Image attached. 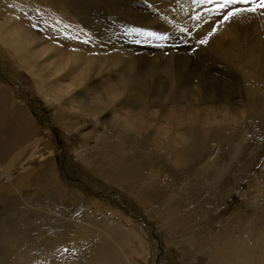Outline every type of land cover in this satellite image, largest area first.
Masks as SVG:
<instances>
[{
	"label": "bare ground",
	"instance_id": "obj_1",
	"mask_svg": "<svg viewBox=\"0 0 264 264\" xmlns=\"http://www.w3.org/2000/svg\"><path fill=\"white\" fill-rule=\"evenodd\" d=\"M60 1L0 0V8H4V20L2 19L0 23V60L13 64L19 72H23L24 80H26V75L30 83L28 89H34L37 93L44 92L45 95L57 94L52 100L54 104H59L64 98L65 103L58 106L54 119L59 128L65 133L63 138L66 140L65 148L68 147L66 150L74 156L75 161L81 167H84V175L90 177V180H95L91 177L102 179L104 183L100 181L99 185L103 189H109L107 184H110V186L115 185L120 189V193L123 192L129 196L131 195L136 200L133 202L138 204L141 212L146 217L153 216L156 218L159 222L158 225H160V228L167 235L166 239L170 245H176L180 242L190 250L199 251L203 254L201 260H194L196 264H264V205L260 210L254 211L252 216H249V214L244 213L240 209H235L231 216L229 215L223 218L221 223H217L218 221L213 222L209 221V219L211 214L218 213L221 202H217V198L214 199L215 202L205 201L207 198L203 195L207 187L211 186L214 174L215 179L213 184L221 185L222 187L224 175L229 174L230 176L232 174L234 177L240 176L246 179L250 173L249 168L253 163L254 150L258 145V140L256 139L258 135L257 131L264 129L263 15L261 13L247 14L234 18L230 23H224L214 14H210L203 6H198L194 0H93L110 13L108 14L98 6L97 12L90 11V14L84 18L87 21L79 24L87 26L90 32L94 33L97 31L99 36L103 38L104 29L117 28L130 36L132 33L128 30L131 28H138V26L144 24L150 27L153 26L155 20H152L148 16L150 13L148 14L144 10H140L139 6L135 5L138 1H145L151 6L150 8L157 10L160 15H167L172 22L186 28L188 31L196 28L206 34L204 36H192L195 42L201 39L208 40V43L201 44L200 48L192 45L196 49L197 59H200L203 65H207L209 68L213 67L215 72L221 71L217 75L223 76V74H226L227 78L229 76L236 77L244 81V97L240 104L244 110L242 114H235L228 97H223L220 100V96L217 93H213L210 89L197 91L193 86L188 85L189 75L186 73L177 75L167 65L162 71V77L165 80L163 85L168 87V93L164 94L160 92L158 97L161 114L159 115V119H151L149 117L150 120L145 121L146 123L152 122V131L147 123V128H150L151 132L144 133L145 130H142L144 134H140V131H137V125L132 123H139L138 119L140 117H138L139 115L137 116V113L140 110L137 112L136 109L139 103L141 104L140 109L150 107V104H147V100L153 99L157 95L151 89L153 83L151 84L145 79L138 78L137 75L142 74V72L137 71V66L134 62H131L130 69L127 71L121 70L119 77L116 78V81L119 80L116 84L112 83L114 86L111 85L110 88L112 90L114 88L117 92L119 89L126 92L123 89L124 87L127 88V93L129 94V97H127L129 99L125 97L113 108H119V113L127 112L128 115L119 118L116 117L114 109H109V112L113 111L114 113L108 115L111 121L105 122L102 119H106L103 116L106 113V108L103 107V114L100 107L96 108L91 116L96 121V124L101 125L100 123H102V127L104 126L106 131H103V134L99 135V137L103 136V142L100 143L99 141V146L94 147L87 142L88 135L83 134V136L80 134L86 127L89 118H85L75 111L90 112V107L87 105L89 98L80 94L76 95L75 93L67 95L72 91V88L75 89L74 84L66 85L65 89L63 87L61 89V87L55 85L61 81L55 78V76L65 69L75 70L77 76L82 75L79 72L77 73L76 69H79L84 63L81 61L85 60L87 55L85 50L87 49L81 45L78 46L76 40L73 38L74 35L78 34L76 28L77 22L75 21L77 16L74 10L78 11V13L84 12L87 14V4L83 3L84 0ZM180 1H184L183 6L179 3ZM107 4L113 9L109 8ZM62 6L63 8H61ZM67 9L71 12L69 13L70 17L66 14ZM141 11L143 15H141ZM57 14L59 16L64 15L68 21V29L63 26L61 27L56 21ZM79 15L83 17L82 13L78 14V17ZM97 15L103 16L104 20L103 23L95 25L94 21ZM211 17L215 19L207 25L204 20L206 19L207 21ZM112 18H114V21H112ZM195 20H198L200 24H197ZM8 21H11V24H8ZM61 21L63 24V18ZM110 21L112 22L110 23ZM23 26L28 27L25 30ZM32 26H38L40 30L45 29L46 33L44 35L49 38V41H52L54 37H58L57 40L61 46L58 51L63 53V55L66 54L64 61L52 64L53 71L51 73L53 72V75L44 73L47 64L41 61L42 54L49 51L52 44L42 42V39L38 38V36L42 38V35H34ZM83 31L79 33L80 37H86ZM212 32L214 34L210 35ZM61 37L65 38L62 40L60 39ZM91 37L94 36L92 35ZM250 37L253 39L247 42ZM134 39L133 41H135ZM169 40H174V37H170ZM92 41L94 40L90 42ZM110 42L113 49L115 48L121 52L120 41L113 38ZM183 42L184 44L186 42L189 43V41L185 42V38ZM45 44H48V48L44 46ZM231 47L235 52H233ZM167 54L170 59V52ZM77 57L81 58V63L76 59ZM100 72L98 71L96 74ZM87 76L85 73V78ZM53 77L55 82L49 83ZM168 77L169 82L167 83ZM163 79L162 81H164ZM91 80L84 79L87 85L92 84ZM101 80H103V77ZM111 80L107 82L108 86L113 82V79ZM187 85L190 86L188 94L193 93L194 95L196 93V95L193 97L191 94L189 97H186L185 104L189 101L190 106L187 104L183 106L184 98H181L182 96L177 98L175 96L177 93L175 94L174 90L180 93V90L187 89ZM85 92L94 93V91L87 88H85ZM199 93H201L200 97H198ZM13 97H10V94H7V90L0 86V130L5 127L2 126L3 124L6 125L5 119L7 116L5 115L10 113L13 116L11 118L13 122L12 129L10 127L8 130L4 129V133L0 134V160L1 158L6 160L5 166H2L0 163V167L2 168L0 170V178H4V184L2 183L0 187H2L1 193L8 190L9 194L15 196L14 198L10 196L11 199H7L6 195L0 197L1 204L3 205V214L0 215V264H42L47 260V244H53V247L59 246L61 250L60 246L74 243L77 239H81L87 234L83 228L73 225L76 220L74 216L77 214V206L79 208H90L95 207L96 203L99 202L94 203L91 199L86 198L87 196L82 194L80 192L81 189H78L76 185L74 186L78 190H70L61 185L59 175L53 163V152H47L43 156L41 155V158L37 157L39 149L33 150L35 147L31 145L32 141L30 142L33 129L29 119L21 109L22 107L10 109L8 105L12 101L10 99ZM220 101H223L224 105L218 106L217 104ZM108 103L109 100H106L103 105L108 107ZM206 104L210 105V108L201 107ZM193 107L198 108L199 112L196 113L199 115L201 121L203 119L202 122H195L193 120L192 115H195ZM8 110L9 112H7ZM183 111H185L186 117H183ZM237 115L242 119V122L239 121L240 119ZM2 117H4V122L1 121ZM121 118H124L125 121L122 122ZM226 121H232L236 126L234 128L228 126L225 129L214 126ZM248 126L252 129L251 135L253 137L248 136L246 130H241L242 127L247 128ZM114 127H120L124 131L120 129L121 134L115 133L113 131ZM126 132L130 133V137L125 135ZM74 134L80 136V139H74V142H71ZM139 135L140 138L142 137L141 144L135 141ZM15 137L18 139L16 140ZM200 137L202 139L203 137L216 139L219 150L225 148L223 146V143H225L227 147L223 154L227 156L228 160L217 164V153L213 154L210 158L199 159L202 156L201 150L203 145L199 141ZM133 140V144L129 143ZM220 140H223V142L219 143ZM15 142L23 145L19 151H16L18 149L15 148ZM212 144L213 142L208 143V145ZM116 146L120 149L118 153L121 155V158H118V155H114L116 153ZM28 148L32 149V155H27V152L25 153ZM98 148L100 151H98ZM129 150H132V153ZM128 151L130 153L128 155L130 156L126 155ZM23 157H26L25 160L29 162L40 160L39 168L43 169V171L36 175L35 171L38 169L26 165L23 159L20 164L21 169L17 174L12 177L9 176V171L14 170L16 162ZM34 158H36L35 161L32 160ZM45 158L51 160L43 163ZM127 163L129 164L127 165ZM9 165L10 167L7 168ZM195 166L198 169L196 168L195 170ZM263 176L264 173L254 177L250 182V189L248 188L256 200L262 195L264 190ZM11 179H13L12 183L8 185ZM45 180L49 183L46 186L49 190L48 192L54 193L56 191L55 198L58 200L57 204L68 208V205L71 203L75 207V210L71 213L72 218L68 217L66 219L67 222L72 223L68 225V228L72 227L74 234H71L68 240L70 235L66 233L65 240L67 238L68 242L64 241V237L58 238L59 234V236H56L55 239L57 240L55 241L54 237L51 236L52 234L50 237L53 240L50 239L49 241L44 237H39L40 235L38 236L39 238H32L30 236L33 231L39 228L40 222H38V217H42L41 213L39 214L35 211L38 204L36 203V205L34 200L29 205L27 199H25L27 203L25 209H28V211H23L24 214L20 216L19 221H9L5 225L3 223L12 214V211L17 212L14 211V208L19 207L16 206V202L24 201L21 193L23 191L25 193L31 191V195L29 194L28 196L32 199L39 191H35L31 186L40 188V191H42L44 188L40 187V184ZM221 187L215 186L212 189L217 192ZM183 192L185 193V197L179 199V195ZM178 193L179 195L176 196ZM68 195L73 198H79V203L74 205V200L66 199L67 197L65 196ZM53 198L54 196H50L49 199ZM82 202L85 203V206L81 204ZM56 207L58 208V206ZM11 208L13 209L11 210ZM52 208L54 209L53 206ZM101 208L103 209L102 211L110 212L112 216L113 212H115L112 208L105 205H101ZM19 210L18 212H20ZM31 211H34V215L30 219H27L25 216ZM97 222L94 223L97 224L92 230L93 243L90 248L95 249L99 253L98 257H95L96 252L94 255V258L98 259L95 263L92 258L93 256L89 254L85 256L84 263L82 264H86L91 259H93L92 264H145L149 252L143 242L144 240H142L143 233L141 231L144 226L140 222L131 224L126 220L124 222L128 224V227L124 230L122 229L124 227L120 228L117 223V225H108L101 217L98 218ZM53 223H49L47 228H50V230L53 228L54 231V229H58V226L53 225ZM59 224L62 223L59 222ZM98 227L99 231H97ZM100 227L103 228V231ZM37 232L39 233V231ZM104 232L106 233L105 235H103ZM144 236L146 237V235ZM40 238L43 239L39 240ZM65 242L67 243L65 244ZM20 246L22 249L24 248L23 251ZM75 247L77 249L79 245L76 243ZM70 257L72 255L66 257L63 263L58 264H78V262L73 261ZM182 260L188 264L194 262H187L185 258H182Z\"/></svg>",
	"mask_w": 264,
	"mask_h": 264
},
{
	"label": "rangeland",
	"instance_id": "obj_2",
	"mask_svg": "<svg viewBox=\"0 0 264 264\" xmlns=\"http://www.w3.org/2000/svg\"><path fill=\"white\" fill-rule=\"evenodd\" d=\"M59 2H61V1L59 0ZM83 3L87 4V14H85L84 12L78 13V11L74 10L76 13V16H77L75 21L77 22L76 28H77L78 34L74 35V37H73L76 40L78 46L81 45L82 47L87 49V50H85L87 52L85 60L81 61L84 63L81 65V67L79 69L78 68L76 69L77 73L79 72L82 75L77 76V74L75 73V70L65 69L64 71L57 73V75L55 76V78H58L61 80L59 83H56L55 85H57L58 87H61V89H62V87L65 89L66 85L74 84L75 89L72 88V91L69 92L67 95H70V93H73V94L75 93L76 95L80 94L81 96H85V97L89 98V100L87 101V105H89V107H90V112L83 113L79 110H75V111L78 112L80 115H83L85 118H89L86 127L80 132V134H82V135L84 134V135L89 136L88 137L89 141L87 138V142L90 145H92L94 147L99 146V141H100V143L103 142V136L99 137V135L103 134V131H106L104 126L102 127L103 124L102 123H100L101 125L96 124V121L91 116V114L94 112V110L96 108L100 107V109L102 110V114H103V107H105L106 113H104L103 116L106 117V119H102V121L110 122L111 119L108 117V115H112L114 112L113 111L109 112V109H114L118 105L120 100L122 101L123 99H125V97L127 99H129L128 98L129 94L127 93V88L124 87V89H123V90H126V92L121 91L122 89H119L117 92L114 88H113V90L110 88H111V85L114 86L113 84H116V82L119 80L118 79L116 81V78L119 77L121 70L127 71L130 69L129 67L131 66V64H130L131 62L135 63V65L138 68L137 71L142 72V74L137 75L138 78L139 79H141V78L145 79L147 82L149 81V83H151V84L153 83V87L151 89H152L153 93L155 95H157V96H155V98L147 100V104L148 105L150 104L151 108L146 107L144 109H140L141 104L139 103V105L136 109L137 112L140 110L139 113H137V116L139 115L138 117H140V119H138V122H139L138 124H135L134 122H132L129 119L134 125H137L136 128H137L138 132L140 131L139 132L140 134H144L146 132H151L153 129V126L151 124L152 122H147L151 128V129L149 128L151 130L150 131L147 128V123L145 121L150 120L149 117L151 119L152 118L159 119V115L161 114V111L159 108V98L158 97H159L160 92H163L164 94L168 93V87L166 85L165 86L163 85L165 83V80L162 77V71L166 68L167 65H169L167 67L170 68L171 71L172 70L175 71L177 73V75H180V73L181 74L186 73L187 75H189L188 76V85L193 86L197 91L199 90V92H200V91H203L204 89H210L213 91V93H215V94L217 93L220 96V100L223 97L224 98L228 97L230 100V104H231V108H232L233 112L235 114H242L244 109L240 106V104H241L242 99L244 97V91H243L244 81H242L241 79L236 78V77H230L229 76L227 78L226 74H223V76L217 75L221 71L215 72L213 70V67L209 68L207 65H203V63L200 59H197L196 49L193 48L192 45L198 46L200 48L201 44L199 43V41L195 42V40L192 36L193 35L204 36V35H206L204 32H202L196 28H193L192 31H188L186 28H183V27L179 26L177 23L172 22L171 19L167 15H165V14L160 15L157 10L150 8L149 7L150 5L148 3H146L145 1H138V2H136L138 5L137 4H135V5L139 6L140 10H142V11L144 10L148 14L150 13L148 16H150L152 18V20H155V22L153 23V26H151L152 28L150 26H147L146 24H144L142 26H138V28H142L144 30L158 31L162 35L174 37V40H172V41L167 40V41H163V42L151 41L149 43L137 44V43H134V41H133L134 38H139L136 36L135 33L134 34L132 33V35L129 36L126 33L121 32L117 28H110L108 30L104 29V34H103V38H102L101 36H99L97 31L94 33L90 32L88 30L87 26L79 25V24H82L85 21H87L84 18L90 14V11L91 12L92 11L97 12L98 11L97 6L102 8L105 11H106V9L103 6H100L97 3H95L93 0H84ZM158 3H159V1H158ZM179 3H181V6H183L184 1H180ZM107 6L109 8H111L109 6V4H107ZM61 8H63V6ZM111 9H113V8H111ZM142 11H141V15H143ZM106 12L108 14L110 13L108 10ZM69 13H71V12L68 11V9H67L66 14L68 15V17H70ZM80 13H82L83 17H81L80 15L78 17V14H80ZM5 14H7V13H5ZM262 15L264 17V14H262ZM62 18H63V24L61 21ZM122 18H124V17H122ZM2 19L4 20V8L1 7L0 8V23L2 22ZM64 19H65L64 15L59 16L57 14L56 21L59 23V25L61 27L63 26L64 28L66 27L68 29V26H69L68 21L66 19L65 20ZM214 19H215L214 17H211L207 21H206V19L204 21L208 25V24L212 23ZM103 20H104L103 16L97 15L94 23H95V25L101 24V23H103ZM112 21H114V18H112ZM112 21H110V23ZM195 21L197 22V24H200V22H198V20H195ZM8 24H11V21H8ZM45 26H46V24H45ZM27 27L28 26H23V29L26 30ZM32 29H33V31L32 30L31 31L33 32L34 35H37V34L42 35V38L37 35L40 40L42 39V42H47L49 44L50 43L52 44L50 50L47 51L46 53L42 54L41 61H43L47 64L46 70L44 71V73L45 74L50 73L53 75V72L51 73V71H53L52 64L54 62L64 61L66 54L63 55V53H60L58 51V49L61 48V46L59 45L60 43L57 40L58 37H54L52 41H49V38L44 35L46 33L45 29L40 30V28L38 26L37 27L32 26ZM46 29H48V28H46ZM82 30H84L83 32L85 33L86 37H80L79 36V33L82 32ZM92 35L94 37H91ZM64 38L65 37H61L60 39L63 40ZM113 38L117 39L118 41L121 42V45H120L121 46L120 47L121 52L117 51L115 48L113 49V46L110 42ZM184 38H185V42L189 41V43L186 42L184 44V42H183ZM182 39H183V41H182ZM252 39L253 38L250 37L249 40H247V42H250ZM84 40H88V43L87 44L82 43V41H84ZM91 40H94V41L90 42ZM134 40H136V39H134ZM47 45L48 44H45L44 46L47 47ZM232 50H233V48H232ZM168 52H170V55H171L170 59L167 56ZM233 52H235V50H233ZM76 59L79 60V62H80L81 58L77 57ZM98 71H101V72L99 74H96ZM191 72H192V74H191ZM85 73L88 75L86 78H85ZM160 76L162 77V79L164 81H162ZM23 77H24V73L19 72L18 69L13 64L6 62V61H3V60H0V86L7 90V94L8 95L10 94V97L14 96L13 98L10 99V100H12L9 102L10 104H8L10 109H13L14 107H16V108L22 107L21 109L26 114L27 118L29 119L30 125L33 129L30 142L32 141L31 145H33V147H35V149H33V150L39 149V151L37 153V157H40L41 155L43 156L47 152H53L54 153L53 163H54V166L56 168L57 174L59 175L61 185L67 189H70V190L81 189V191L80 190L79 191L82 194L86 195L87 196L86 198L91 199L94 203H96L97 201L99 203H96L97 205L95 207H90V204H89L90 208H81V207L79 208V206H77V209H78L77 214L74 216V217H76V220H75V223L73 225L76 227L83 228L87 232V234L83 238L77 239V241L74 243H67L71 237V234L72 235H74V234H73L72 227L68 228V225L72 224V223L67 222L66 219L68 217L72 218L71 213L75 210V207L73 205H71V203L68 205V208L65 207L64 205L57 204L58 200L55 198L56 191L54 193L48 192L49 190H48V188H46V186H48L49 183H47V181L45 180L44 182H42L40 184V187L42 186V188H44V190L42 189V191H40V188H37V187L35 188V187L31 186L35 191H39V192H37L36 196H33L35 198H33L32 196H31L32 199L29 198L30 196H28V195L29 194L31 195V193H32L31 191H29V193H25L24 191H23L24 194L21 193L22 194L21 197L24 198V201L21 200L19 202H16V206H19V207L14 208V211H17V212L12 211V214L7 219H5L3 221L4 225L9 221H19L20 216L22 214H24L23 211H26V210L28 211V209H25L27 206V203H29V205H30L33 202L32 200H34L35 201L34 203L38 204V205L36 204L37 210H35V211L38 212L39 214L41 213L40 215H42V217L41 218L38 217V222H40L39 228L36 229L35 231L36 232L39 231V233L38 232L36 233L35 231H33L34 233L32 232L30 234V236L32 238L44 237L48 241L50 239L51 240L54 239V241H55V240H57V239H55L56 236L60 235L58 238L64 237V241H67V242H65V244L67 243L65 246H60L61 250L59 249V246L53 247V244H47L46 248L48 249L47 250L48 256H47L46 262H44L42 264L63 263L64 259L66 257H69L70 255H72V257H70V258L73 261L78 262V264H82V263H84L85 256L89 255V254H91L93 256V257L92 256L91 257L94 259V261L96 263L98 258H94V255L97 253L95 255V257H98L99 253L97 251H95V249H91L90 246L93 243L92 230L94 229L96 224L99 223L97 221H98V218H100V217L108 225H110V224L111 225L112 224L117 225L118 224V226L120 228L124 227V228H122L123 230L126 229V227H128V224L127 223L125 224V222H124L126 220H128V222H130L131 224H136V222H138V223L140 222L142 224V226H144V228L141 231L143 233L142 240H144L143 242L146 245L147 251L149 252V256L146 257L148 260L147 259L145 260V264H188V263L183 262L182 258H185L187 260V262H192L194 260H201L203 257V254L200 253L199 251L190 250L188 247H186L185 245H182L180 242L176 245H173V244L170 245L166 239L167 235L160 228V225H158L159 222L156 220V218L153 216H147L146 217L141 212V209L139 208L138 204L134 203L136 200L131 195L129 196L123 192L120 193V189L115 185H111L112 186L111 187L110 184H107L109 186V189H112V190L103 189L99 185L100 181H103L102 179L96 178V177H91L92 179H95V180H90L89 179L90 177L84 175V173H83L84 167L83 166L81 167L80 164L75 161L74 156L66 150L68 147L65 148L64 145L66 144V140L63 138V136H65L64 135L65 133L63 130H61L59 128V126L57 125V122H55L56 120L54 119L55 111H56V109H58V106L60 104L65 103L64 98L60 101L59 104L52 103L53 97L57 94L53 93V94L45 95L44 92L37 93V91L34 89H28L30 83H29L26 75H25L26 80H24ZM102 77H103V80H101ZM84 79H86V80L92 79L91 80L92 84L87 85L86 81H84ZM111 79H113V82H111L110 86H108L107 82L110 81ZM156 81H158V82H156ZM51 82H53V83L55 82L54 77L50 80L49 83H51ZM166 82L167 83L169 82V77H168V80ZM157 85H158V88H157ZM188 85H187V89H184L183 91L180 90V93H179V91L176 92V90H174V93L175 94L177 93L175 96L177 98H180L182 96L181 98H184L183 100H185L186 97H189L191 94L193 95V93L188 94L189 89H190V86H188ZM85 88H87L91 91H94V93L91 94L90 92H85ZM73 89H74V91H73ZM10 90H12V91H10ZM195 95H196V93H194L193 97ZM200 96H201V93H199L198 97H200ZM190 98H192V97H190ZM116 99L119 101H117ZM106 100H109V103L107 104L108 107L103 105V103H105ZM185 102H186V100L182 103L183 106H185L186 104L188 106H190L189 101L186 104H185ZM113 105H115V106H113ZM217 105L222 106V105H224V102L220 101ZM201 107L202 108H210V105L206 104V105H203ZM158 109H159V111H158ZM192 109H193V112L195 114V115H192L193 120L195 122H198V121L200 122L201 121L200 117L197 114L199 112L198 108L193 107ZM114 110L116 111V115H117L116 117L120 118V117H124V116L128 115L127 112L119 113V108H116ZM7 112H9V110ZM150 112H153V113H150ZM7 114L5 115V116H7V118L5 117L6 118L5 119L6 125H4V124L2 125L5 127H3V129L1 128L0 134L4 133V131H3L4 129L8 130L9 127H10V129H12V127H13V122L11 121V118L13 116H11L10 113L8 115ZM182 115H183V117H186L185 111H183ZM209 115L211 117H213L211 114H209ZM8 117H9V119H8ZM238 118L240 119L239 121L242 122V119L239 116H238ZM1 121L4 122V117L1 118ZM121 121L124 122L125 119L121 118ZM202 121H203V119H202ZM210 121H212V120H210ZM140 126H141V128H140ZM214 126L220 128V129H225L228 126L234 128L236 125L232 121H226L222 124H215ZM248 127L247 128L242 127L241 130H246V134L248 136L250 135L251 137H253L251 135L252 129L250 126H248ZM209 128H211V127H209ZM120 129H121L120 127H114L113 131L115 133H120ZM121 130L124 131L123 129H121ZM142 130L143 131L145 130L144 133L142 132ZM257 132H258V135H257L256 139L258 140V145L254 150L255 155H254L253 163H252L251 167L249 168L250 173L248 175V178L244 179V177H242V178L240 176L234 177V176H232V174L229 176V174L224 175V173H223L225 178H224V180H222V185L224 187L223 186L221 187V185H214L213 184V181L215 179V174H214L212 176L213 178H212L211 186L207 187L206 191L203 192L204 197L207 198V199H205V201L215 202L214 199L217 198L218 199L217 202H221V206L218 209V213L217 214H211L209 221H213V222L218 221L217 223H221L223 218L228 217L229 215L231 216L232 212L235 209L236 210L240 209L244 213L249 214V216H252L254 211L260 210L261 207L264 205V190H263L262 195L259 196L257 200L255 198H253L254 195H251L252 193L250 192V190H248L251 180L254 177L264 173V129L261 131H257ZM125 135H127V137H130V133H128V132H126ZM230 135H232V134H230ZM232 136H234V135H232ZM15 138H16V140L18 139L17 137H15ZM139 138H140V135H139V137L137 136V139L135 141H137L139 144H141L142 137L140 139ZM187 138L190 139L189 137H187ZM74 139L79 140L80 136H78L77 134H74V138H72L71 142ZM199 141L201 144H203L202 150H201L202 156L199 159L210 158L213 154L217 153L218 154L217 164H221L225 160L226 161L228 160L227 156L225 154H223L224 151L226 150V147H227L225 143H223V146L225 148H221L220 149L221 151H220L218 141L216 139H213L210 137H208V138L203 137V139H202V137H200ZM132 142H134V140L130 141L129 143L133 144ZM210 142H213V144L208 145V143H210ZM222 142H223V140L219 141V143H222ZM22 147H23V145L18 144V142H15V148L18 149L16 151H19V149ZM115 150H116V153L114 155H118V158H121V155L118 153L120 151V149L116 146ZM138 150H139V148H138ZM98 151H100L99 148H98ZM129 151H130V153H132V150H129ZM129 151L127 152V154L125 153L127 156H130V155H128V154H130ZM25 153L27 155H32L33 151L31 148H28L25 151ZM25 158L26 157H23L21 160L16 162L14 170L12 169L9 171V176L12 177V176L17 174V172L21 169L20 164L22 163L23 159L25 160ZM32 160L35 161L36 158H34ZM49 160H51V159L45 158L43 160V163L48 162ZM39 161L40 160L35 161V162H29V161L25 160L24 163L26 165L31 166L32 168L38 169L37 171H35L36 175H37L43 171V169L39 168L40 167ZM0 163L2 166H5L6 160L1 158ZM128 164L129 163H127V165ZM9 167H10V165L7 168H9ZM149 168H151V167H149ZM196 168L197 167L195 166L194 169L196 170ZM39 169H40V171H39ZM0 170H2L1 167H0ZM154 171H155V169H154ZM149 173H150V171H149ZM36 175H35V177H36ZM150 177H152V176L150 175ZM110 179H111V177H110ZM12 180L13 179L10 180L8 185H10L12 183ZM223 181L224 182L226 181V182L224 183ZM2 183L4 184V178H0V186L2 185ZM103 183H104V181H103ZM74 185H76L78 187V189L75 188ZM215 186H218V188L221 187V189L217 190V192H215L216 190L212 189ZM1 188L2 187H0V197L3 195H6L5 197H7V199H9L10 196H11V198L15 197V196L9 194L8 190L7 191L5 190L4 192L1 193ZM209 188H210V190H209ZM169 191H171V190H169ZM6 192H8V193H6ZM120 195H122V196H120ZM178 195H179V193L176 196H178ZM50 196H54V198L49 199ZM65 197H67L66 199H69V200L72 199L71 201L74 200L75 201L74 205H77L80 201L79 198H73L72 196H69V195L65 196ZM184 197H185L184 192L179 195V199H182ZM25 199H27V203H26ZM21 202H23V203H21ZM1 203L2 202L0 201V215L3 214V205ZM40 203H41V206H40ZM81 204L83 206H85L84 202H82ZM101 205H105L106 207L112 208L115 211V212H113V216L111 215L110 212L108 213V211H106V212L102 211L103 209L101 208ZM52 206L54 207V209L52 208ZM56 206H58V208ZM40 207L43 209H41ZM64 207H65V209H64ZM22 208H23V210H22ZM12 209L13 208H11V210ZM18 210L20 212H18ZM43 210H45V211H43ZM33 215H34V211H31L30 213L28 212V214L25 217L27 219H30L31 217H33ZM115 215H116V217H114ZM112 217L114 219L116 218V220H114ZM44 221H45V223H44ZM56 221H58V222H56ZM109 221H110V223H109ZM53 222H55V223H53ZM59 222L62 224H59ZM95 222H97V223L94 224ZM41 223L44 225H42ZM49 223L50 224L53 223V225L54 224L57 225L58 229H54V231H53V228H51V230H50V228H47V226H49ZM120 225H122V226H120ZM59 228H62V229H59ZM101 228L102 227H100V229ZM43 230H44V232H43ZM45 230H46V233H45ZM101 230L103 231V228ZM50 231L53 233H51ZM97 231H99V227L97 228ZM66 233H67V235H70L68 237V240H67V238L65 240V236H67ZM105 234L106 233L104 232L103 235H105ZM46 235H48V236H46ZM50 235L53 236L54 238L52 239V237H50ZM61 235H63V236H61ZM144 235H146V237ZM147 235H148V237H147ZM96 238H97V236H96ZM41 239H43V238H40L39 240H41ZM76 243H77V245H79V247L77 249L75 247ZM20 248L22 249L21 246H20ZM50 248H52V249H50ZM23 249H22V251H23ZM59 252H61V253H59ZM93 259H91L92 261L88 260V262H86V264H92ZM131 260H133V259L131 258ZM191 264H196V263L194 261Z\"/></svg>",
	"mask_w": 264,
	"mask_h": 264
},
{
	"label": "snow or ice",
	"instance_id": "obj_3",
	"mask_svg": "<svg viewBox=\"0 0 264 264\" xmlns=\"http://www.w3.org/2000/svg\"><path fill=\"white\" fill-rule=\"evenodd\" d=\"M198 6H203L210 14H214L224 23H230L234 18L247 14H264V0H194ZM151 7V6H149ZM199 19V17H197ZM218 30V26H217ZM130 33H135L139 39L134 43H149L151 41H167L169 36L162 35L158 31L144 30L142 28H131ZM214 32L210 33V35ZM87 44L88 40L82 41ZM204 45L208 43L207 39L199 40Z\"/></svg>",
	"mask_w": 264,
	"mask_h": 264
}]
</instances>
